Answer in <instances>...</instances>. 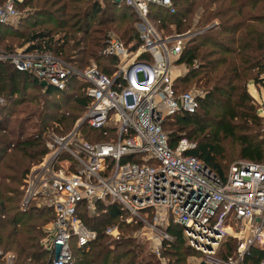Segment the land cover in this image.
<instances>
[{"label":"built area","instance_id":"built-area-1","mask_svg":"<svg viewBox=\"0 0 264 264\" xmlns=\"http://www.w3.org/2000/svg\"><path fill=\"white\" fill-rule=\"evenodd\" d=\"M21 1L0 3V24L18 17L15 2ZM103 1L130 8L139 27L134 49L105 33L102 53L119 61L109 74L94 65L78 69L47 52H0V60L58 90L69 77L86 83L87 104L74 129L66 134L43 133L45 156L23 181L21 209L35 200L52 214L41 240L47 262L71 264L72 249L87 248L97 236L83 216L96 219L114 204L119 219L142 223L144 232L151 233L143 240L159 260L162 245L173 241L166 231L172 222L181 227L184 242L201 256V263L246 264L250 249L264 244V148L260 161H235L222 180L186 154L193 142L180 138L171 147L162 127L167 116L192 113L198 107L197 89H175L170 58L180 54L187 38L212 24L197 31L164 33L156 25L160 19L149 17V7L173 13V0ZM81 125L99 131L103 140L78 139ZM118 228L110 224L102 231L117 240ZM227 237L235 242L233 251L218 255ZM253 264H264V255Z\"/></svg>","mask_w":264,"mask_h":264},{"label":"trees","instance_id":"trees-1","mask_svg":"<svg viewBox=\"0 0 264 264\" xmlns=\"http://www.w3.org/2000/svg\"><path fill=\"white\" fill-rule=\"evenodd\" d=\"M15 5L25 11L14 26L0 24V42L6 40L0 45L2 52H12L14 46L22 45L24 52H47L78 69L90 66L93 61L105 74L119 62L118 58L102 53L105 33L111 30L115 10L129 13L130 8L112 3L114 6H108L111 13L106 15V6L101 7L97 0H22ZM173 5V13L154 5L149 7V17L160 19L156 25L164 33L197 31L212 25L187 38L177 60L186 69L178 83L193 80V84L204 88V95L194 112L167 116L162 127L177 126L171 131L164 129L168 144L173 147L180 138L194 142L186 154L199 159L222 179L227 172H222V162L229 156L224 147L226 139L237 142L240 159L258 162L262 158L264 138L252 130L257 116L246 86L249 81L253 84L264 81V0H173ZM45 24L49 29L34 30ZM170 24L173 28H169ZM59 29L62 32L57 34L55 31ZM119 40L134 49L138 35L133 28L125 26ZM173 84L177 91L185 90ZM85 86L76 77H69L61 90L50 84L40 86L32 73L18 71L0 60L3 100L0 103V249H11L16 254L15 264H50L42 246L45 234L40 227L42 214L50 211L36 202L21 209L22 189L18 187L28 173V162L38 161L46 151L43 133H64L77 119L72 108L83 113L88 100ZM69 99L71 110L64 106L66 111H60ZM212 112L214 115H210ZM169 117L172 118L167 124ZM209 126V131L204 132ZM86 129L87 141L103 140L99 131ZM118 214V207L113 204L99 218L83 216L97 236L87 248L72 249L71 264H158L144 242L122 233L119 239L112 240L103 233L104 225L113 222L119 229L133 225L119 219ZM47 217L50 219V213ZM166 231L173 241L168 246L162 245L161 254L173 257L167 264H179L183 252L194 251L184 242L181 227L169 222ZM223 242L225 249L221 256L230 254L234 245L231 237ZM229 242H233L232 247ZM263 255L264 249L252 247L245 262L256 263Z\"/></svg>","mask_w":264,"mask_h":264},{"label":"rangeland","instance_id":"rangeland-1","mask_svg":"<svg viewBox=\"0 0 264 264\" xmlns=\"http://www.w3.org/2000/svg\"><path fill=\"white\" fill-rule=\"evenodd\" d=\"M86 1H90V0H86ZM97 2L100 4L101 7L106 6V15H109L111 13L112 9L108 8V6L112 5L111 2L103 1V0L101 2L97 0ZM112 6H114V5H112ZM15 7H16V9L18 11V17L14 21H12L11 23H8L9 25H12V26H14L17 23L18 18H20L23 15L24 11H25V8H21V7H18L16 5H15ZM118 12H120V11L115 10V19L112 21L111 30H109L108 32L110 34H112L113 36H115L117 38H120L121 30L123 29V27L128 26V27L133 28L136 31L137 35H138V28L139 27L136 26L137 25V21H138L136 15L134 13H132L131 11L129 13H124L123 11L120 12V13H118ZM119 14H122V15H119ZM131 20H133V21H131ZM45 28L49 29V27L45 24V25H42V26H38L37 28L35 27L34 30L36 31L38 29L41 30V29H45ZM55 32L57 34H59L58 32H62V30L59 29L58 31H55ZM166 32H168V31H166ZM57 34H55V35H57ZM124 39H126V38H124ZM5 41L6 40H2L0 42V45L1 46H2V44L4 45L6 43ZM8 42H10V41L8 40ZM127 44L130 45L131 42H129ZM23 47L24 46H22V45L14 46L13 49L14 50L15 49L19 50V49H22ZM0 51L2 52L1 49H0ZM178 57H179V55L170 58L169 71H170V76H171V78L173 80V83H175V84L177 83L178 86L185 88V90L197 89L198 92H200L199 95L202 97L204 95V88L202 86H200L199 84H197V85L193 84V80H188V82H186V83H178V81H177L178 78H180V76L184 75V73L186 71V69L184 68L183 65L177 63ZM2 61H5V60H2ZM89 64L90 65H95V63L93 61H91ZM246 87H247L248 91L252 94L253 99L251 101V105L253 107L255 115L257 116V124L253 123L252 130L257 132V133H259V135H261L264 138V81L263 82H259L258 84H253L251 81H249ZM0 100H2V97H0ZM70 101L71 100L69 99V101L66 103V105H63L61 107V109H59V110L60 111H66L65 109H63L64 106H67L66 109L71 110L72 107H70V105H71L69 103ZM1 102H3V100L0 101V103ZM198 111H199V109H198ZM57 113L59 114V111ZM72 113H74L77 116V118H79L81 116L80 111H75L73 108H72ZM210 115H214L213 112ZM171 118L172 117L168 118V120L166 121L167 124L170 123ZM75 122H76V120H75ZM74 123H73L72 127H70V129L68 131H66L64 133H61V134H66L69 131H71V129H74V125H76ZM85 127H86L85 125L79 126V128H78V133L79 134L77 136L78 139H84V140L88 139V138L86 139V137H85V135H88V137H89V133H87V129H86L87 127L86 128ZM164 129L166 131H171V130L177 129V126L171 124V125L164 126ZM209 129H210V126L208 128H206L204 130V132L209 131ZM180 133H182V132H180ZM181 136H183V135H181ZM224 147H225L226 153H228L229 156L227 158H224V160L222 162L223 163V165H222V172L223 173L228 169V167L233 162L238 161V160H242L237 155L238 144H237L236 141H233V140H230V139H226L224 141ZM5 152L6 153H10V151L8 149L7 150L5 149ZM44 156H45V152L43 153V155L41 156V158L38 161H36V162L35 161L34 162L33 161L28 162V171L31 168L39 165V162H41L40 160L42 158H44ZM26 175H27V173H26ZM26 175H25V177H26ZM25 177L23 178V181H24ZM22 186H23V184H22ZM22 186L20 188L18 187V189H22ZM21 197H22V195H21ZM20 200H21V198H20ZM34 201L30 202L28 204V206L31 203H34ZM49 213H50V216L52 217L51 212H49ZM49 213L45 212V214L44 213L42 214V216H41L42 220H40V223H41L40 227L44 228L50 222L51 217H50V219L47 217L49 215ZM99 217H100V215H98V218ZM111 224L115 225L114 222L111 223ZM102 225H100V226H102ZM107 226H110V225H108V224L104 225L103 229H105ZM144 229H145V227H144V225L142 223H137V224H133L131 227H129V229H126L124 226H121V229H119V230L122 233V235H130L131 237H134V235H136L134 237L135 240L137 242H140V243L144 242L143 244L147 245L146 249L147 248L149 249V245H150L149 242L147 241L145 243V240H143V239H144V237H148L149 238L151 236V233L149 232V234H148L147 232H144L145 231ZM136 230H138V231L136 232ZM140 231H142V232L140 233ZM142 233H143V235H142ZM139 235H141V236H139ZM223 243H225V240H224ZM229 244H231V247H232L233 242H229ZM261 247H262V249H264V244ZM224 249L225 248H224L223 245H221V248L219 246L218 247V252H219L218 255H223ZM0 250H1V253L3 254V258L0 260V264H6L7 260H11V263L15 264L16 254L11 249H9L7 251H3V249L1 248ZM190 252H192V251H190ZM190 252L189 251L185 252V253L183 252V254L181 255V262L179 264H201V262H202L201 256L199 254H197V253H194V252H192L190 254ZM169 258L173 259L172 256L163 255V259L161 258V260H163L164 263L167 264V261H170V260H168ZM156 259L158 261V264H160L161 260H159L157 257H156ZM18 261H19V259H18Z\"/></svg>","mask_w":264,"mask_h":264},{"label":"water","instance_id":"water-1","mask_svg":"<svg viewBox=\"0 0 264 264\" xmlns=\"http://www.w3.org/2000/svg\"><path fill=\"white\" fill-rule=\"evenodd\" d=\"M45 84H46V83H45L44 81H40V82H39V85H40V86H45Z\"/></svg>","mask_w":264,"mask_h":264},{"label":"crops","instance_id":"crops-1","mask_svg":"<svg viewBox=\"0 0 264 264\" xmlns=\"http://www.w3.org/2000/svg\"><path fill=\"white\" fill-rule=\"evenodd\" d=\"M250 93V92H249ZM251 94V93H250ZM252 95V94H251Z\"/></svg>","mask_w":264,"mask_h":264}]
</instances>
